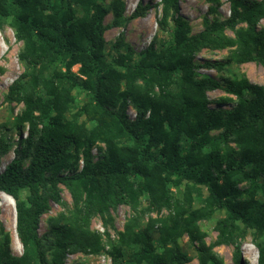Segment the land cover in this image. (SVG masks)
<instances>
[{
    "label": "trees",
    "instance_id": "1",
    "mask_svg": "<svg viewBox=\"0 0 264 264\" xmlns=\"http://www.w3.org/2000/svg\"><path fill=\"white\" fill-rule=\"evenodd\" d=\"M228 3L227 18L205 17L194 33L181 0H140L130 15L124 0H0V29L9 26L22 44L23 66L3 94L11 117L0 118V162L14 153L0 170V192L15 202L22 253H12L1 225L0 264H65L70 254L107 255L110 264H189L184 238L199 264H223L221 246H232L234 264H245L249 236L264 264V86L200 72L264 68V0ZM149 10L160 11L167 38L136 51L122 32L107 45V30ZM225 50L224 60L199 58ZM218 89L235 101H211L208 93ZM14 105H22L16 115ZM63 189L72 207L49 217L41 234ZM122 205L133 215L112 239V213ZM218 213L208 244L200 223ZM94 219L107 231H93Z\"/></svg>",
    "mask_w": 264,
    "mask_h": 264
},
{
    "label": "rangeland",
    "instance_id": "2",
    "mask_svg": "<svg viewBox=\"0 0 264 264\" xmlns=\"http://www.w3.org/2000/svg\"><path fill=\"white\" fill-rule=\"evenodd\" d=\"M127 6L126 15H130L137 3L140 0H124ZM149 1V0H144ZM159 1V0H154ZM218 4L214 0H181V14L185 19L189 21L193 28V32L197 33L203 28V20L205 17L210 20L218 19L223 20L229 16V3L228 0H219ZM218 7L219 13L212 12V7ZM160 16V11L149 10L144 18L138 19L130 23L127 27H112L105 33V39L107 45L110 46L120 33L124 32L126 36V42L130 44L136 51L145 49L153 39L160 40L161 38H167L166 34H163L158 27L157 19ZM113 21L112 15H108L105 19V24L110 25ZM260 27H264V20L260 23ZM233 35L232 32H229ZM22 48V44L19 43L13 30L9 26H4L0 29V118L2 121L10 119V111L8 106L3 101V94L6 92L7 87L16 79L22 72L23 66L19 61L18 55ZM230 54L229 50L225 51H203L199 54L200 59H212V60H224ZM78 67L74 68L77 71ZM202 73H209L219 77L223 75L231 78L246 77L251 83L264 86V68L256 63H248L244 65H230L226 68L223 74H219L214 70L201 69ZM211 101H218L221 99H229L235 101V97L225 93L222 90H214L208 93ZM78 97H82L79 94ZM229 102L226 105H230ZM14 115L18 114L22 110V105H14ZM132 107L129 108V114L132 118ZM26 135V131L24 136ZM13 139L18 140L16 134H13ZM97 151H94L96 154ZM14 157L13 150L0 162V170L7 164V160H11ZM62 204H53L51 211L42 217L40 226V233H44L47 230V220L49 217H56L61 212H66L72 207V199L69 192L63 189L62 192ZM147 202L144 199L142 201V207H146ZM113 217L115 220V229H109V233L112 239H116L117 231H122L127 220L133 215V211L129 206L122 205L118 207L116 211H113ZM168 213L163 211L161 216L165 217ZM151 216L156 217V214L152 213ZM222 217L221 213L216 214L211 220L203 221L200 223V228L207 234L206 242L209 244L215 241L217 233L214 229L216 221ZM146 219V218H145ZM3 225L5 230L10 234L12 243L11 249L14 255H21L22 246L18 240L16 233V212L15 202L8 195L0 192V226ZM93 231H99L104 233L107 229L102 225L99 219H94L91 224ZM185 251L194 259L189 264H199L196 258V252L192 250L188 244V238H184L182 241ZM216 253L223 260V264H234V248L232 246H221L215 248ZM242 257L245 264H257L258 250L252 244L251 237H247L242 245ZM111 260L107 255L101 256H85L82 254H70L67 256L65 264H110Z\"/></svg>",
    "mask_w": 264,
    "mask_h": 264
},
{
    "label": "built area",
    "instance_id": "3",
    "mask_svg": "<svg viewBox=\"0 0 264 264\" xmlns=\"http://www.w3.org/2000/svg\"><path fill=\"white\" fill-rule=\"evenodd\" d=\"M133 109V108H132ZM135 117H136V112H135V110L133 109L132 110V118L131 119H135Z\"/></svg>",
    "mask_w": 264,
    "mask_h": 264
},
{
    "label": "water",
    "instance_id": "4",
    "mask_svg": "<svg viewBox=\"0 0 264 264\" xmlns=\"http://www.w3.org/2000/svg\"><path fill=\"white\" fill-rule=\"evenodd\" d=\"M243 263V261L241 262V264Z\"/></svg>",
    "mask_w": 264,
    "mask_h": 264
}]
</instances>
